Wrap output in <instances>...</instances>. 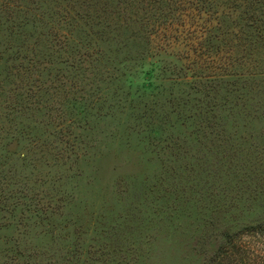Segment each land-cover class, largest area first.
<instances>
[{
	"label": "rangeland",
	"instance_id": "obj_1",
	"mask_svg": "<svg viewBox=\"0 0 264 264\" xmlns=\"http://www.w3.org/2000/svg\"><path fill=\"white\" fill-rule=\"evenodd\" d=\"M148 1L0 0V264H229L264 228V1Z\"/></svg>",
	"mask_w": 264,
	"mask_h": 264
},
{
	"label": "trees",
	"instance_id": "obj_2",
	"mask_svg": "<svg viewBox=\"0 0 264 264\" xmlns=\"http://www.w3.org/2000/svg\"><path fill=\"white\" fill-rule=\"evenodd\" d=\"M135 1V0H134ZM232 1V0H229ZM264 0H244L243 2L248 6H258V5H262ZM180 0H151L148 1V4L144 7L143 11L146 14H151L153 10H157L158 8H160L161 10H165V8L167 6H169L170 11H168L169 14H167L166 16L164 15V13H161L160 16H158L156 19V21H158L160 24H163L166 26L167 20L168 18H172V20L175 18V12L178 10ZM175 4V5H174ZM233 8H238V9H242L241 6H233L231 7V9ZM64 20V22H63ZM62 23H65L66 26H70L72 24V21L74 20V17L68 16V15H64L63 17ZM251 22V21H250ZM167 27V26H166ZM261 36L262 38H264V30L261 29L260 33L258 35V37ZM217 43L220 42L219 39H216ZM61 45H58V48H62L63 47V43H60ZM56 46V45H55ZM156 66V64L154 65V67ZM154 71V69H153ZM147 74V73H146ZM0 97H2V93L0 94ZM5 192V191H3ZM5 199L4 195L2 193H0V202H2ZM2 204V203H1ZM250 234L247 235L245 238H247V241L245 242V244H242L241 238L242 236H237L236 239H233V241L227 240L228 244H231V248L233 251H235L237 254H233L234 256H229V264H253L252 258L254 256L253 253H249V259H247L248 261H242L240 259L241 255L247 254V252L244 250V247H246L247 249H249L251 251L252 246H253V241L254 239H259L262 240V238L264 237V228L262 226H256V227H249L247 230ZM225 254V251H221L219 252L218 258H220L223 254ZM216 262V261H215ZM217 264H221L220 262ZM225 264V263H224Z\"/></svg>",
	"mask_w": 264,
	"mask_h": 264
}]
</instances>
